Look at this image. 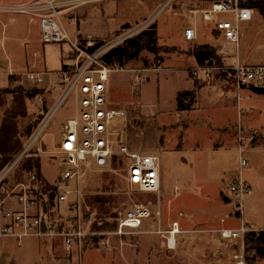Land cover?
<instances>
[{
  "label": "rangeland",
  "instance_id": "374dc122",
  "mask_svg": "<svg viewBox=\"0 0 264 264\" xmlns=\"http://www.w3.org/2000/svg\"><path fill=\"white\" fill-rule=\"evenodd\" d=\"M164 1L105 0L86 4L75 11L78 31L91 34L105 44L112 43L119 36L132 37L144 30H156V46L144 47L125 61L127 68L138 69L137 72L111 74L110 101L114 104L112 107L123 106L127 111L126 117L116 119L114 124L119 131L125 133L128 148L134 152L159 156L163 184L159 193L132 190L126 181L124 163L121 162L106 168L95 165L87 167L80 180V187L86 208L89 207L92 212L91 224L95 218L99 220L101 217L106 222H113L120 212L128 210L135 203H151L154 208L160 205L164 210L162 228H167L173 220L178 219L188 232L180 234L176 249H168L160 234L148 235L141 232L145 228L157 227L156 221L145 220L142 230H129L132 232L122 238L124 243H119L113 235L106 236L108 244L97 243L99 238L95 240L90 249L97 254L91 264H108L101 260L104 258L101 257L102 249L113 244L116 247L123 245L117 253L116 247L109 248L108 251L113 252L114 260L119 259L125 262L124 264H232L231 253L237 250L238 243L222 239L214 229L221 226H237L241 219L258 227L254 228L256 230L264 229V94L254 92L252 87L248 88L250 93L245 86L241 89V105L245 108L241 120L242 133L237 128L239 118H221V122L217 118H189L184 106H176L174 103L163 109L157 108L155 92H147V84L153 81L152 77L161 73L163 63L173 56H178L181 52H197L194 42L185 41L181 35L184 24H194V16L189 9L200 8L199 4H193L195 0H189L191 6L188 8H181L184 0H175L167 7H163ZM254 14L255 18L250 23H243L239 57L242 63L264 64V18L257 10H254ZM214 18L217 22L231 19L232 16L215 14ZM197 26L199 38L203 42L213 45L226 44L214 30L215 23L204 20L202 14L197 17ZM70 28L74 31L73 25ZM69 52L70 47L66 43L43 41L38 19H33L27 13L0 11V65L1 60L12 58L17 72L29 69L56 70L68 61ZM228 59L232 63L236 62V54L225 58V61L228 62ZM174 62L168 65L177 66L178 62ZM2 67L6 72H3L4 77L0 80V158L14 160L39 131L28 151L8 172L4 183L12 185L17 181L24 172L22 166L26 158L35 154L40 157L43 193H49L52 186L61 185L64 154L57 150V146L67 119L76 114L74 95L71 94L56 107L66 88L64 84H58L57 76L46 75L43 83L36 85L22 79L20 75H6L10 72L7 63ZM185 72L188 74V71ZM136 74L141 75V81L136 80ZM188 75L191 76V68ZM216 75L218 73L213 77ZM207 83L216 85V88L208 93L211 99L221 101L226 98L223 92L218 90L219 84H222L220 80L198 81L197 88ZM144 84L146 87H143ZM141 88L142 95L139 100L150 102L143 108L144 112L149 114L153 110L152 107H156L155 115L166 113L172 118L166 123H160V118H152L149 115L145 118H131L133 107L139 108V104L136 105L133 101H138L136 96ZM35 90L36 93L32 94ZM237 101L240 102L238 98ZM192 123L197 126L199 135L201 134L207 143L213 144L212 147L219 146L222 140L232 138V132L238 146L239 136L242 135L249 164L240 170L237 148L211 150L204 147L201 151L179 150V135H183ZM192 141L194 142V139ZM196 142L198 143V140ZM205 166L207 171L203 174L201 171ZM3 169L0 171H4ZM234 172L242 173V177L252 185V193L246 197L243 204L242 218L235 216L236 208L225 198V194H228L227 182H230L229 177ZM175 184L180 186L181 196L174 199L172 186ZM165 190L169 196L165 194ZM54 203L61 208V218L64 217L65 205L58 204L56 199ZM181 211L184 215L179 216ZM222 218L226 222L222 223ZM31 238L36 237L26 239ZM1 248L3 239H0V261L39 258L40 252H44V248L39 247V241H25V245L20 248L17 243L8 246V250ZM249 253L253 259H248L247 264H264V258L254 251ZM124 256L126 261L122 260ZM84 259L86 262L87 256ZM76 264H79L78 258Z\"/></svg>",
  "mask_w": 264,
  "mask_h": 264
},
{
  "label": "built area",
  "instance_id": "2783aa9c",
  "mask_svg": "<svg viewBox=\"0 0 264 264\" xmlns=\"http://www.w3.org/2000/svg\"><path fill=\"white\" fill-rule=\"evenodd\" d=\"M105 0H0V11L8 13H27L33 19H38L42 39L46 43H66L70 47V62L59 70L23 72L10 71L6 75H20L24 80L41 84L44 76H57L58 84L65 85L56 107L71 94L76 103V114L67 119L62 132L58 150L64 154L61 164L60 186H54L49 193L41 190L39 171L34 167L23 172L17 181L8 185L4 183L8 172L18 163L24 153L35 141L26 146L11 166L0 175V238L14 237L21 241L27 237H62L68 249H82L85 238L101 236L99 242L108 244L106 236L116 235L123 238L132 231L142 230L145 220L153 219L157 227L152 233L160 234L168 249H176L177 236L181 232L178 221L171 222L167 228H162V209L155 208L151 203H135L131 208L115 217L112 230L92 229L91 219L87 217L80 180L87 167L98 166L106 168L115 161L123 162L126 170V181L132 190L147 193H158L161 190V160L157 154H142L131 151L125 143V133L118 130L114 121L126 117L123 107H112L108 103L107 83L110 75L119 72H137L129 69L125 63L108 64L103 55L112 47L122 43L126 36H119L112 43L105 44L91 35L78 31V19L75 11L80 7ZM175 0H165L163 7L169 6ZM243 0H195L200 8H190L194 16V24L184 28V38L194 41L198 38L197 17L202 14L206 21L214 22V30L219 34L225 45L216 46L218 55L236 54L234 64L218 63L209 60L205 64L191 68L195 77L202 75L210 79L215 73H225L231 76L238 89L244 86H264V64H245L239 59L242 26L254 18V8L242 5ZM191 6L189 0L181 3V8ZM215 14H226L231 19L215 22ZM74 26V31L70 28ZM99 45V46H98ZM96 46H98L96 48ZM5 73H0L4 75ZM142 77L136 74V80ZM237 98L241 101V96ZM56 109V108H55ZM245 108L238 105L237 128L242 133V118ZM242 135L237 146L240 160V170L249 164L245 155L247 152ZM73 184V185H72ZM54 191L53 198L50 193ZM175 194L179 189L174 188ZM229 200L239 212L242 211L246 197L252 193V185L242 177V173L229 186ZM63 203L66 214L61 218ZM88 209V211H87ZM46 230H42V222ZM101 224V221L98 222ZM132 230V231H129ZM223 239L238 243V248L231 253L232 264H247L246 240L251 231H258L242 222L238 227H224L216 230ZM146 232V231H141Z\"/></svg>",
  "mask_w": 264,
  "mask_h": 264
},
{
  "label": "crops",
  "instance_id": "0c3cea01",
  "mask_svg": "<svg viewBox=\"0 0 264 264\" xmlns=\"http://www.w3.org/2000/svg\"><path fill=\"white\" fill-rule=\"evenodd\" d=\"M14 1H17V0H14ZM189 25H193V24H187L186 23V24H184V27L182 28V35L181 36L185 41H188V40H186L184 38V34H183L184 28L186 26H189ZM199 36H200V33H199L196 41H193L194 47L197 48V50H196L197 52H195V53L199 54V52L202 51L203 49H210V48H214V52H215V48L218 45L217 44H215V45L207 44V43L203 42L202 39L199 38ZM195 53L190 52V53L186 54V52H181L180 55L173 56L171 59H169L168 61L163 63L164 67L161 66V71H160L161 73L155 77H152L153 81H151L147 84V87H148L147 92H152V91L155 92V95H156L155 102L157 104V108L161 107L163 109V108H166V106H168V105L172 106V104L174 103L176 106H180L178 104L183 105L184 109H185L184 111H186V115H188L189 118H196V119L197 118H217L218 121H220L221 118H238V105L239 104L241 105V102L243 100V97H242L241 92H240L242 88L238 89L236 87V85L234 84L231 76H228L225 73H219L218 75H216L215 77H212L210 79H205L203 76H201V78L203 77L202 80L200 79V77H195L193 75L192 71H191V76H189L188 74H189L190 68H193V67L198 66V65H202L199 63ZM217 57H219V59L222 62H224V64H234L235 63V62H233V63L230 62L229 59H228L229 60L228 62L225 61V58H227L229 56L218 55L216 53H215L214 58H211V59L216 60L218 62L219 59ZM67 58H68V61H65L64 63H62L61 67H63L66 63L70 62L69 54H68ZM239 59H240V57H239ZM174 61L176 63L178 62L177 63L178 65L176 64L177 66H169L168 65L169 63H172ZM5 63H7V65H9L8 70L13 71V72H17L14 69V60L12 58H10V59L6 58L4 60H1V65H0L1 71H0V73L6 72L5 70L2 69L3 68L2 66H4ZM245 64H247V63H245ZM59 69H56V70H59ZM29 70H32V69H29ZM32 71H39V70H32ZM45 71H53V70H45ZM185 71H188V74ZM167 72H171V73L168 74ZM2 77H4V75L0 76V80L2 79ZM5 77H7V76L5 75ZM7 78H9V76ZM111 78H112V75H110L109 81L107 83V96H108L109 105H114L110 101V95L112 92V87L110 84ZM212 79H216L217 81L220 80L222 82V84H219L220 88L218 90L222 91L224 94V97H226V98H224L221 101L220 100L214 101L208 95V93L211 90H214V88H216V85L214 83H211V84L207 83V84H204L203 86L201 85L200 87L197 88L198 81L199 82H206V81L210 82V81H212ZM143 87H146V85L144 84ZM248 88H251V86H246V88H245L247 90V92L250 93L248 91ZM238 94L241 96L240 102L237 101V95ZM141 95H142V88L140 90L139 95L136 96L138 98L137 99L138 101H133L134 104H136V105L139 104V108L138 107L135 108V106L133 107L134 112L132 111L133 115L131 116V118H145L146 115H149V116H152V118H160V120H161L160 123H163V122L166 123L170 118H172V116L166 115V113L155 115L154 109H157L156 107H152L153 110L149 114H147V112H144L143 108L145 106H147V104H150V102L149 101H146V102L140 101L139 98ZM121 107H123V106H121ZM191 125H192L191 127H188L182 133L183 135H179V139L177 140L179 145H181L179 150H186V149L193 150L194 149V150L201 151L204 147H208L211 150H224V149H229V148H234L236 150L237 145H236V138H235L234 132H232L233 133L232 138H229V139L224 140V141L222 140L220 142L221 144L219 146H213L212 147L213 144H211V142L207 143L205 141V139L201 136V134L199 135V130L197 129V126L194 125V123H192ZM38 132L34 135V137L32 139H34L38 135ZM193 139H194V142L192 141ZM196 140H198V143L196 142ZM59 144L60 143H58V145ZM24 150L25 149H23L22 152ZM57 150H58V146H57ZM254 150H258V149L254 148ZM21 153H20V155H21ZM20 155H18V156H20ZM12 160L13 159L9 158V161L7 162V164H5V169H3L4 171H6L11 166V164L14 162V160L13 161ZM4 171H2V172H4ZM206 171H207V166H205L204 170L201 171V173L205 174ZM238 175H239V173L234 172L233 175L231 177H229L230 182H227V183H229L226 186L227 191H228L229 186L232 183V181ZM40 177H41V171H39V178ZM40 184L42 186V183H40ZM161 184H162V181H161ZM175 187H177L179 189V194H177V195L175 194V191H174ZM41 190L43 191V188H41ZM221 192H222V190H221ZM165 194L167 196L170 195V194H167L166 190H165ZM172 195H173L174 199L177 198L178 196H181V188L178 184H175L172 186ZM225 198L228 202L230 201L229 200V191H228L227 196L225 194ZM162 211L164 212L163 208H162ZM163 212H162V216H163ZM234 212H235V216L237 218H239L240 216L242 218V211L239 212L237 210ZM236 213H238V215ZM182 215H184V213L182 211L179 212V216H182ZM88 218H90V217H88ZM149 220H153V222H155L154 218L153 219L151 218ZM173 221L179 222L181 230L183 231L180 234L188 232V230H186L183 227L184 224L181 221H179L178 219H175ZM221 221H222V223L226 222L223 218L221 219ZM242 222L246 223L243 219H241V223ZM156 224H157V222H156ZM246 224L252 228H258V227H255L253 224H250V223H246ZM239 225L234 226V227H238ZM224 227H226V226H221V227L215 228L214 231H216L220 228H224ZM154 228L155 227H153V229ZM153 229L152 228H149V229L145 228L144 231H146V232H144V233L148 234V235H152L154 233L147 232V231H152ZM216 233H217V235L219 234L217 231H216ZM180 234H178V236H177V245H178V239L180 238L179 237ZM114 237H115V240H117L118 242L121 241L124 243L122 238H119V236L113 235V238ZM27 238H29V237H27ZM37 238H39V237L31 238V239L24 238L21 241L17 240L14 237L0 238V239H3V248H1V250H6V249L8 250V246H11L13 243H17L19 248H20L21 246L25 245V241H26V243L32 242V241H37V242L39 241V247L44 248V252H42V251L40 252L39 258L37 257L34 259H29V260H24V261L2 260V261H0V264H76L77 258H78L79 264H86V262L88 264H91V262H92L91 260H93L96 257L95 255L97 254L95 251L90 249L91 246H94L91 244L95 243L94 241L97 240L98 238L99 239H98L97 243H99L101 236H93V237L85 238L81 251L76 247L73 249H68L64 244V239L62 237H59V236L54 237V238L41 237L40 240ZM224 240H227V239H224ZM122 246L123 245H121L120 247H118V246L116 247L113 244L111 247H108V248L104 247V249H102L103 254L101 256L104 258L101 260H104L105 263H108V264L119 263L120 260L116 259V258H115L116 260H114L113 256H112L113 252L112 251L110 252L108 250H109V248L111 249V248L116 247V253H117V251H120ZM83 252H84V255H83ZM85 256H87L86 262L84 259ZM122 260L126 261L125 256H124V258H122ZM147 262H148V260H147ZM124 263L122 261H120L119 264H124Z\"/></svg>",
  "mask_w": 264,
  "mask_h": 264
},
{
  "label": "trees",
  "instance_id": "16d2710c",
  "mask_svg": "<svg viewBox=\"0 0 264 264\" xmlns=\"http://www.w3.org/2000/svg\"><path fill=\"white\" fill-rule=\"evenodd\" d=\"M242 5H247L254 8L255 10L259 11L264 18V0H243ZM156 42H157L156 30H154L153 28H151L150 30H144L137 36L128 37L122 43L112 47L103 55V60L108 64H113V63L124 64L126 60H128L132 55L139 53L144 47L145 48L155 47ZM98 46H96V48ZM210 49L213 51V54L210 58H203L199 54H196V57L200 64H205L206 61L210 60L215 55L214 48H210ZM217 58L219 59V57ZM218 63H222V61L219 59ZM33 93H36V90L33 91L32 94ZM8 161L9 158H0V169H3V167L5 166V164H7ZM116 163L121 164V162L119 161L114 162V164ZM34 167L38 171H40V157L35 154L28 156V158H26V162L22 166L23 168L22 170L27 171ZM52 189L53 186L50 188V190ZM91 213L92 212L89 211L87 213V217H90ZM100 221L101 224L98 223ZM112 228H114V223L106 222L105 220H103L102 217L99 220L98 218H95L94 223L92 224V229L95 230H100V231L110 230ZM262 244L264 245V229L258 231H251L246 240V253H247L246 259L247 260L253 259L250 258V253H249L250 251H254L257 255L264 258V246H262Z\"/></svg>",
  "mask_w": 264,
  "mask_h": 264
},
{
  "label": "water",
  "instance_id": "95a60500",
  "mask_svg": "<svg viewBox=\"0 0 264 264\" xmlns=\"http://www.w3.org/2000/svg\"><path fill=\"white\" fill-rule=\"evenodd\" d=\"M213 54V51L211 49H203L202 51L199 52V55L203 58H210ZM252 90L254 92L259 93V94H264V86H251ZM54 196V191L50 193V197L53 198ZM238 215V213H236ZM42 230H46L45 222H42Z\"/></svg>",
  "mask_w": 264,
  "mask_h": 264
}]
</instances>
